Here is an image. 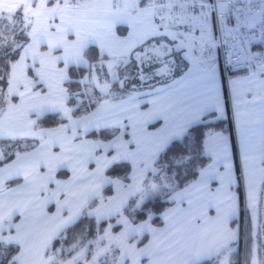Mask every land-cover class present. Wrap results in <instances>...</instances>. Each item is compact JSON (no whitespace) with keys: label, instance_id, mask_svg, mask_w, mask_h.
<instances>
[{"label":"crops","instance_id":"crops-1","mask_svg":"<svg viewBox=\"0 0 264 264\" xmlns=\"http://www.w3.org/2000/svg\"><path fill=\"white\" fill-rule=\"evenodd\" d=\"M16 1L0 0L1 8H13L8 2ZM43 1L51 8L56 6L54 0ZM166 1L174 0H102L107 13L128 17L130 14L129 20H104L108 25L104 38L120 42L138 28L140 33L137 31L135 35L138 42L127 39L123 45L128 46L122 49L123 59L138 64L137 54L132 56L134 50L137 52L148 42L159 46L156 41L161 36H168L165 43L170 44L177 35L174 27L178 25L175 26L174 19L178 13L169 11ZM157 2L160 8L154 4ZM222 4L224 0H213L214 8L219 5L222 9ZM205 13H198V18L185 16V23L179 24L177 38L181 48L166 43L170 53L173 51L180 59L183 58L181 51H191L190 56L184 58L185 64L177 69H181L177 75L174 76L177 71L170 72L159 78L158 84L139 76L125 94L102 98L91 111L74 117L79 120L77 123L73 120L48 128L50 133L38 140L34 148L18 152L11 160L0 164V221L13 217L11 223L1 227L6 236L2 242L17 247L11 257L22 251L26 264H52L53 240L87 211L101 220L113 217L116 220L102 234L96 259L93 256L84 264H93L99 257L101 260L114 248L120 250L115 264H131L132 257L145 260V252L141 250L146 246L152 243L158 246L170 239L168 243L173 247V234L186 225L203 221L204 226L205 216L210 217L206 224L214 223L215 208L230 195L239 193V174L243 181L240 218L245 209L249 232L256 243L264 207V69L255 74H233L227 81V101L223 71L203 50L218 33L219 16L208 18ZM152 56L143 57L141 65L149 66ZM229 110L240 164L236 161L231 133L214 131L205 141L210 163L201 169L198 178L172 194V204L162 213L163 224L155 225L152 217L133 222L122 213L129 199L143 192L145 179L172 141L181 138L207 114L214 112L215 118H226ZM107 127L120 131L107 140L88 136L92 130ZM122 161L131 165L129 181L107 174L110 166ZM61 170L68 171V175L60 176ZM16 179L17 183L9 184ZM108 185L113 187L112 194L90 206ZM44 193L48 197L43 196ZM232 215L237 221L235 214ZM255 221L259 222L258 231ZM115 225H119V230H114ZM242 225L241 219L240 232L234 233L233 239L225 238L228 254H220V247L213 254L212 257L218 259L217 264H232L237 260L234 254L238 251ZM144 235L147 236L142 241ZM122 246L127 249L122 251ZM199 257L205 259L196 255L184 264H195ZM17 259L12 264H21Z\"/></svg>","mask_w":264,"mask_h":264},{"label":"rangeland","instance_id":"rangeland-1","mask_svg":"<svg viewBox=\"0 0 264 264\" xmlns=\"http://www.w3.org/2000/svg\"><path fill=\"white\" fill-rule=\"evenodd\" d=\"M30 1L37 2L32 4ZM8 3H12L13 8L2 9L0 5V20L6 18L11 23L24 21L25 26L22 25L21 29L27 30L30 41L19 48L15 59L10 60L7 77L9 83L0 89V101L3 105L0 106V161L15 152L14 148H17L15 143L28 139L41 140L50 133L48 128L39 124L40 118L46 114L58 112L62 117L67 118V123H70L74 120L73 110L89 103L88 98L91 96L99 102L101 98L123 95L129 86L135 85V78L139 76L144 79L146 77L147 82L151 80L156 82L170 72L174 74L179 66L183 65L184 58H188L191 54L189 50L181 51L183 58L180 59L173 51L170 53L167 45L169 43H165L168 36L164 38L161 36L160 40L156 41L159 42V46L148 42L144 43L137 52L135 50L132 52V56L137 54L140 59L138 64L134 65L130 59H123L125 52L122 49L128 46H124L123 42L127 39L138 42L139 39L135 35L139 29L136 28L137 31L134 34L128 33L127 37L121 38L120 42L118 39L117 42L105 39L104 35L108 33V25L103 21H110L111 18L129 20L130 14L128 17L111 11L107 13L102 7V0H54L56 6L53 8L47 6V2L43 0H18ZM154 4L158 8L161 7L160 2ZM165 4L168 5L169 11L178 13L177 19H174L176 21L173 20L175 26L178 25L174 27L177 35L173 36L174 40L169 44L177 48L182 47L178 43L177 36L180 34L179 24L185 23V16L197 17L201 11L207 12L205 17L215 16L213 0H174L166 1ZM217 9L219 15L224 17L221 23L223 27L228 23L227 8L225 4H222V9L219 5ZM2 38L4 39L3 45H8L9 41L13 40L12 45L17 48L24 40V31L0 33V40ZM91 46H94L98 53L97 60H91L86 55L87 49ZM150 54L153 55L150 64L144 67L141 65L143 57L147 58ZM79 67H85V72L74 78L72 70L79 69ZM72 79L79 80L83 86L68 85ZM74 121L77 123L79 120ZM235 157H237V163L240 164L237 148ZM239 195L238 192L233 196L230 195L215 208L216 221H213L214 223L206 224V220L210 217L205 216L204 226L203 221H195L186 225L173 234V247L168 243L170 239L158 246H154L153 243L145 248L142 246L141 252H145L143 257L145 260L132 257L131 264H179L178 261L184 264L196 255L205 256V259L212 258L218 247H220L218 251L220 254L224 252L228 254L229 247L225 238L233 239V234L241 230ZM43 196L48 197V194L44 193ZM101 199L102 196L98 198V201ZM232 214H235L237 221ZM12 218L0 221V243H3L2 241L6 238L1 227L11 223ZM259 220V231V222H254L255 230L258 231L255 244L254 240H248L245 243L244 232L241 233L240 245L246 251L241 258L242 264H264V207L262 219ZM233 223L236 224L235 227ZM120 235L123 237L122 233ZM250 236L248 232L247 238L249 239ZM122 248H124L121 249L122 251L127 249L124 246ZM172 249H174L173 252ZM211 250L212 253H209ZM249 250L254 251L248 258ZM1 252L0 264L5 256L4 250ZM97 252L98 248L90 259L93 256V259H96ZM108 255L113 258L112 264H115V258L120 256L117 254L115 257L112 250L108 252ZM106 256L101 260L100 257L97 258L93 264L106 261ZM10 258L5 264H12L17 258L21 264H26L22 251ZM203 258L199 257L197 260L201 262ZM241 260L234 259L232 264H241ZM70 261L67 264L75 263L73 259Z\"/></svg>","mask_w":264,"mask_h":264},{"label":"trees","instance_id":"trees-1","mask_svg":"<svg viewBox=\"0 0 264 264\" xmlns=\"http://www.w3.org/2000/svg\"><path fill=\"white\" fill-rule=\"evenodd\" d=\"M22 25L25 26L24 21L11 23V21L6 18L0 20V33L7 34L20 32V30L24 31V40L17 48L13 47V40L12 42L9 41L8 45H3V38L0 40V89L4 85L7 86L9 83L7 77L10 69V60L15 59L18 55L19 48L29 41L28 32L26 29H21ZM86 55L91 60L98 59V53L94 46L87 49ZM183 62V64H185L186 61L183 60ZM131 63L134 62L132 61ZM85 69V67H79V69L75 68V70H72L75 75L74 78L82 75L85 72ZM180 70H178L174 76L177 75ZM137 80L138 77L135 78V82H137ZM155 84H158V82ZM68 85L75 87L83 86L82 82L76 79H72L68 82ZM225 88L226 98L227 101H229L227 95V84H225ZM93 93L95 94V92ZM101 99H99V101ZM88 101L89 103L83 104L73 110L74 117L91 111L99 103L94 96L88 98ZM0 106H3L1 105V101ZM215 116L216 113L214 112L207 114L201 122L191 126L181 138L172 141L162 151L154 164V168L145 179L143 192L141 194L134 195L129 199L122 210L123 214L127 215L133 222H139L152 217V222L155 225L159 226L163 224L162 213L172 204V200L170 198L172 194L176 190L187 186L198 178L201 169L210 163L211 157L208 156L205 151V141L210 133L220 130L231 133L234 143V152L236 154L234 123L230 110L226 118H215ZM66 122L67 118L62 117L58 112H54L41 117L39 124L44 128H55L56 126ZM119 131L120 130L118 128H100L92 130L88 133V136L107 140L117 135ZM15 144L17 146V148H14L15 152L7 155L0 161V164L11 160L18 152L34 148L38 144V140L28 139ZM130 173L131 165L126 161L116 162L107 170L108 176L121 178L124 181L130 180ZM67 175L68 171H60V176L65 177ZM17 180L18 179L12 180L9 184H15L17 183ZM238 191L242 201L241 204L243 205V192L241 185L238 186ZM112 192L113 187L108 185L104 188L101 196L102 198H105L112 194ZM98 198L99 197L93 199L90 206L95 205L98 202ZM115 220L116 217L109 220H101L89 215L87 211L84 212L73 224L63 229L53 240L50 252L55 255V258L52 264H63L65 261L70 259L75 260L74 264H84L87 259L89 260L91 258L95 250L102 243L101 236L108 225ZM114 230H119V225H115ZM146 236L147 235H144L142 241L146 238ZM250 240H252L251 236L249 237V241ZM1 250H4L5 254L1 264H5L9 261V259H11L10 257L17 250V247L0 243V255L2 253ZM112 251L114 252L115 257L119 253L118 249L115 248L112 249ZM251 253L252 250H249L248 258L251 256ZM234 255H237L236 258L241 260V245ZM106 257V261H102L101 264H112L111 261L113 258H110V255L108 254ZM217 263V257H212L202 260L196 264Z\"/></svg>","mask_w":264,"mask_h":264},{"label":"built area","instance_id":"built-area-1","mask_svg":"<svg viewBox=\"0 0 264 264\" xmlns=\"http://www.w3.org/2000/svg\"><path fill=\"white\" fill-rule=\"evenodd\" d=\"M232 30L219 28L217 37L205 45V54L227 77L231 72L253 73L264 65V0H225ZM254 28L251 42L244 25Z\"/></svg>","mask_w":264,"mask_h":264},{"label":"bare ground","instance_id":"bare-ground-1","mask_svg":"<svg viewBox=\"0 0 264 264\" xmlns=\"http://www.w3.org/2000/svg\"><path fill=\"white\" fill-rule=\"evenodd\" d=\"M246 255V254H245Z\"/></svg>","mask_w":264,"mask_h":264}]
</instances>
